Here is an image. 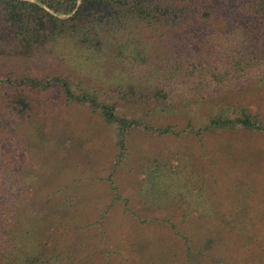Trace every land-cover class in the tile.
Returning a JSON list of instances; mask_svg holds the SVG:
<instances>
[{
	"label": "rangeland",
	"instance_id": "obj_1",
	"mask_svg": "<svg viewBox=\"0 0 264 264\" xmlns=\"http://www.w3.org/2000/svg\"><path fill=\"white\" fill-rule=\"evenodd\" d=\"M188 27L118 31L102 44L108 54L97 58L61 45L39 60L0 59V80L69 74L115 102L120 115L141 122L128 130L120 158L116 124L105 123L99 110L68 102L58 88L28 90L31 110L18 119L9 94L0 90V192L13 185L14 203L45 205L55 226L43 242L47 249L63 247L61 258L71 254V264H264V129L237 126L201 131L200 137L188 129L191 123L199 130L222 110L239 116L242 105L264 126V82L256 72L242 82L204 84L191 93L202 96L199 103L161 110L155 98L160 78L179 80L191 63L230 69V49L247 46L223 18L215 17L209 28ZM122 42L126 53L142 50L145 61L112 60ZM166 126L177 134L160 132ZM2 197L0 208L8 210L13 204Z\"/></svg>",
	"mask_w": 264,
	"mask_h": 264
},
{
	"label": "trees",
	"instance_id": "obj_2",
	"mask_svg": "<svg viewBox=\"0 0 264 264\" xmlns=\"http://www.w3.org/2000/svg\"><path fill=\"white\" fill-rule=\"evenodd\" d=\"M215 17L223 18L243 34L247 46L241 49L235 44L236 50L230 49L233 64L230 69L226 66L222 70L210 71L202 63H191L181 70L179 80L170 76L164 81L160 78L162 84L155 91L156 101L160 103L162 100L161 110L172 112L199 103L202 96L191 93L199 87L204 88V84L212 88L227 85L229 79L242 82L256 72L260 73L258 81L264 82V0H0V59L8 62L39 60L47 52L59 51L61 45H69L73 52L76 51V56L97 58L98 54H108L102 44L118 31L186 26L209 28ZM124 44H117L111 54L112 60L125 65L145 61L146 54L142 50L131 49L126 53ZM137 86L143 87V84L137 82ZM56 88L62 91L68 102L87 104L93 111L99 110L105 123L116 124L118 155L124 157L128 130L141 122L120 115L117 104L102 99L96 88L61 73L43 77L21 74V79L15 83L8 74L6 79L0 80V90L9 94L11 112L18 119H23L31 110L32 104L26 97L28 90L50 92ZM205 99L209 97L205 96ZM237 126L251 131L264 129L259 115L243 105L239 107V116L231 117L227 110H222L212 113L199 130H195L191 123L188 129L200 137L201 131L227 130ZM159 130L165 134H177L171 126ZM108 181L115 198L120 199L111 176ZM12 189L13 185L0 192V201L3 195L13 204L8 210L0 208V264L2 260L5 264H61L62 259L64 264H71V254L61 258L63 247L55 243L47 249L43 242L48 230L55 226L51 225L45 205L14 203L17 195ZM97 224L103 233L101 219ZM171 227L174 228V224L171 223ZM2 233L7 236L6 240ZM175 233L180 235L177 230ZM49 251L57 258L50 255L45 258Z\"/></svg>",
	"mask_w": 264,
	"mask_h": 264
}]
</instances>
